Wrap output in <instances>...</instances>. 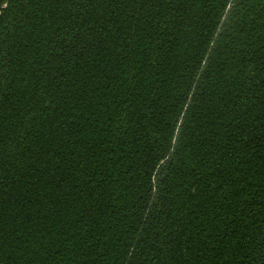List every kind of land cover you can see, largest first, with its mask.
Here are the masks:
<instances>
[{
    "label": "trees",
    "instance_id": "obj_1",
    "mask_svg": "<svg viewBox=\"0 0 264 264\" xmlns=\"http://www.w3.org/2000/svg\"><path fill=\"white\" fill-rule=\"evenodd\" d=\"M0 264H264V0H0Z\"/></svg>",
    "mask_w": 264,
    "mask_h": 264
}]
</instances>
